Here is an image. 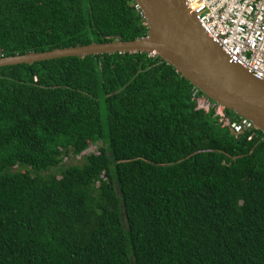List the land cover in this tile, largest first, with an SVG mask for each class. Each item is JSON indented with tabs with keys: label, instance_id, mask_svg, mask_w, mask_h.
Returning a JSON list of instances; mask_svg holds the SVG:
<instances>
[{
	"label": "trees",
	"instance_id": "trees-1",
	"mask_svg": "<svg viewBox=\"0 0 264 264\" xmlns=\"http://www.w3.org/2000/svg\"><path fill=\"white\" fill-rule=\"evenodd\" d=\"M146 32L134 0H0V57ZM194 89L140 53L1 67L0 264H264V134Z\"/></svg>",
	"mask_w": 264,
	"mask_h": 264
},
{
	"label": "water",
	"instance_id": "water-1",
	"mask_svg": "<svg viewBox=\"0 0 264 264\" xmlns=\"http://www.w3.org/2000/svg\"><path fill=\"white\" fill-rule=\"evenodd\" d=\"M144 37L0 57V68L111 54L155 55L213 103L251 121L264 134V81L231 62L203 31L184 0H134Z\"/></svg>",
	"mask_w": 264,
	"mask_h": 264
},
{
	"label": "built area",
	"instance_id": "built-area-1",
	"mask_svg": "<svg viewBox=\"0 0 264 264\" xmlns=\"http://www.w3.org/2000/svg\"><path fill=\"white\" fill-rule=\"evenodd\" d=\"M184 3L231 62L264 81V0H184ZM197 91L196 88L193 91L194 98ZM208 103L200 109L213 108L219 123L233 135L255 130L251 121L240 117L230 120L223 107L219 111L220 106L212 104L210 108Z\"/></svg>",
	"mask_w": 264,
	"mask_h": 264
},
{
	"label": "rangeland",
	"instance_id": "rangeland-1",
	"mask_svg": "<svg viewBox=\"0 0 264 264\" xmlns=\"http://www.w3.org/2000/svg\"><path fill=\"white\" fill-rule=\"evenodd\" d=\"M199 99H201V101L199 100L198 102L196 101V104H197V108L198 109H200V106H204V104H206V102H209L208 104H209V106H210V108L212 107V103L210 102V100L207 98V97H205V96H201V97H199ZM206 100H208V101H206ZM222 110V108L220 107L219 108V111H221ZM94 148H90V150H88L87 151V153H89L90 151H92ZM68 163V162H67Z\"/></svg>",
	"mask_w": 264,
	"mask_h": 264
},
{
	"label": "clouds",
	"instance_id": "clouds-1",
	"mask_svg": "<svg viewBox=\"0 0 264 264\" xmlns=\"http://www.w3.org/2000/svg\"><path fill=\"white\" fill-rule=\"evenodd\" d=\"M138 8V7H137ZM150 56H153V55H150ZM201 100V99H200ZM215 104V103H214ZM217 105V104H216ZM219 106V105H218ZM221 107V106H220Z\"/></svg>",
	"mask_w": 264,
	"mask_h": 264
}]
</instances>
